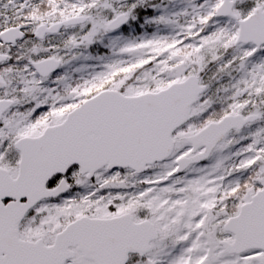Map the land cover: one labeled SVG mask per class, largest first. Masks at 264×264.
Here are the masks:
<instances>
[{
    "label": "snow or ice",
    "instance_id": "1",
    "mask_svg": "<svg viewBox=\"0 0 264 264\" xmlns=\"http://www.w3.org/2000/svg\"><path fill=\"white\" fill-rule=\"evenodd\" d=\"M0 264H264V0H0Z\"/></svg>",
    "mask_w": 264,
    "mask_h": 264
},
{
    "label": "rangeland",
    "instance_id": "2",
    "mask_svg": "<svg viewBox=\"0 0 264 264\" xmlns=\"http://www.w3.org/2000/svg\"><path fill=\"white\" fill-rule=\"evenodd\" d=\"M149 14H152L151 12H149ZM146 31L151 33L153 31H155V28L152 27V26H147L146 27ZM131 30H128L126 32H128V34L126 32H122V33H114V34H111L110 37H106L103 41V43H100V44H97L93 47V49L91 50V55L94 57V59L92 60H81L77 63V65L75 66H80V65H91V64H97V63H100V60H99V57H102L104 56L105 53H108L110 51V44H111V41L112 39H114L115 37L119 36V35H123L124 37L126 38H132L133 36H138L141 34V31H144V30H141V31H135L137 30L134 26H132L130 28ZM135 31V32H134ZM134 32V33H133ZM131 33V34H129Z\"/></svg>",
    "mask_w": 264,
    "mask_h": 264
},
{
    "label": "flooded vegetation",
    "instance_id": "3",
    "mask_svg": "<svg viewBox=\"0 0 264 264\" xmlns=\"http://www.w3.org/2000/svg\"><path fill=\"white\" fill-rule=\"evenodd\" d=\"M128 27H132V26H127V28ZM127 28L120 30V32H124V30H126ZM120 32H117V33H120Z\"/></svg>",
    "mask_w": 264,
    "mask_h": 264
},
{
    "label": "trees",
    "instance_id": "4",
    "mask_svg": "<svg viewBox=\"0 0 264 264\" xmlns=\"http://www.w3.org/2000/svg\"><path fill=\"white\" fill-rule=\"evenodd\" d=\"M141 31V30H140ZM128 34V33H127ZM130 34V33H129Z\"/></svg>",
    "mask_w": 264,
    "mask_h": 264
}]
</instances>
